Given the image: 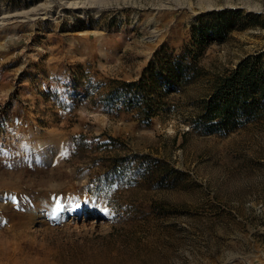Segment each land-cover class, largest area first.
<instances>
[{"label": "rangeland", "instance_id": "obj_1", "mask_svg": "<svg viewBox=\"0 0 264 264\" xmlns=\"http://www.w3.org/2000/svg\"><path fill=\"white\" fill-rule=\"evenodd\" d=\"M89 1L0 0V264H264V115L189 130L264 0ZM161 50L199 77L128 89Z\"/></svg>", "mask_w": 264, "mask_h": 264}, {"label": "trees", "instance_id": "obj_2", "mask_svg": "<svg viewBox=\"0 0 264 264\" xmlns=\"http://www.w3.org/2000/svg\"><path fill=\"white\" fill-rule=\"evenodd\" d=\"M209 17L211 22L194 25L197 44H202L206 39L223 40L230 29L229 15L212 12ZM178 58H174L166 50L157 51L146 69V73L150 72V77H145L139 83L125 82L124 85L133 91L134 88L142 89V84L147 82L151 91L168 93L188 82L191 77H199L198 69L189 72V66ZM263 58L264 53L249 55L229 74L218 77L189 130H200L206 135L228 133L264 115Z\"/></svg>", "mask_w": 264, "mask_h": 264}, {"label": "crops", "instance_id": "obj_3", "mask_svg": "<svg viewBox=\"0 0 264 264\" xmlns=\"http://www.w3.org/2000/svg\"><path fill=\"white\" fill-rule=\"evenodd\" d=\"M30 116H31L30 113H29V112H26L25 114H22V115H21V119L26 120V119H28ZM24 117H26V119H25Z\"/></svg>", "mask_w": 264, "mask_h": 264}, {"label": "bare ground", "instance_id": "obj_4", "mask_svg": "<svg viewBox=\"0 0 264 264\" xmlns=\"http://www.w3.org/2000/svg\"><path fill=\"white\" fill-rule=\"evenodd\" d=\"M100 2V1H99ZM89 4H92V5H98L96 2H93V0L89 1L88 2ZM79 3H74V6H78ZM108 5V4H107ZM105 7V6H104ZM4 17V16H3ZM4 19V18H3ZM153 37V36H152ZM155 39V38H154Z\"/></svg>", "mask_w": 264, "mask_h": 264}, {"label": "snow or ice", "instance_id": "obj_5", "mask_svg": "<svg viewBox=\"0 0 264 264\" xmlns=\"http://www.w3.org/2000/svg\"><path fill=\"white\" fill-rule=\"evenodd\" d=\"M14 199V198H13Z\"/></svg>", "mask_w": 264, "mask_h": 264}]
</instances>
